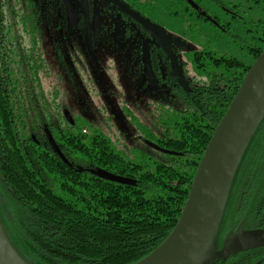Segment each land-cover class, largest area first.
Instances as JSON below:
<instances>
[{
    "label": "trees",
    "instance_id": "16d2710c",
    "mask_svg": "<svg viewBox=\"0 0 264 264\" xmlns=\"http://www.w3.org/2000/svg\"><path fill=\"white\" fill-rule=\"evenodd\" d=\"M107 4L89 18L81 0H0V221L29 264L151 254L251 66L175 37L183 85L155 35ZM255 42L253 61L264 29ZM249 141L217 245L227 228H264V115ZM233 253L236 264H264V246Z\"/></svg>",
    "mask_w": 264,
    "mask_h": 264
},
{
    "label": "water",
    "instance_id": "95a60500",
    "mask_svg": "<svg viewBox=\"0 0 264 264\" xmlns=\"http://www.w3.org/2000/svg\"><path fill=\"white\" fill-rule=\"evenodd\" d=\"M82 1L84 12L88 13V2ZM114 2L119 3L120 0ZM124 7L122 5L123 10L160 38L159 41L170 55L177 74L185 85L181 66L171 52L172 44L177 43V39L168 35L164 40L167 33L159 25L137 11ZM227 108L198 165L191 191L176 226L163 243L137 264H211L233 252L264 246V229L241 227L228 232L220 248L217 245L222 209L234 173L264 115V48L247 70ZM250 123L252 125L249 127ZM248 127L249 132L245 135ZM102 175L114 181H126L123 176L111 172L104 171ZM0 264H29L10 243L1 221Z\"/></svg>",
    "mask_w": 264,
    "mask_h": 264
},
{
    "label": "rangeland",
    "instance_id": "374dc122",
    "mask_svg": "<svg viewBox=\"0 0 264 264\" xmlns=\"http://www.w3.org/2000/svg\"><path fill=\"white\" fill-rule=\"evenodd\" d=\"M108 0L96 4H107ZM211 16H219L229 27L202 23L193 17L192 0H137L140 7L153 10L151 14L171 36L184 39L188 49H206L218 57H236L244 64H253L248 48L256 46L255 37L264 29V0H196ZM148 7V8H147Z\"/></svg>",
    "mask_w": 264,
    "mask_h": 264
},
{
    "label": "flooded vegetation",
    "instance_id": "af4514ba",
    "mask_svg": "<svg viewBox=\"0 0 264 264\" xmlns=\"http://www.w3.org/2000/svg\"><path fill=\"white\" fill-rule=\"evenodd\" d=\"M82 1V0H81ZM87 2H88V10H87V12L88 13H86V12H84V7H83V1H82V12L87 16V17H92L94 14H96V16H98V14H99V12H98V8L100 9V10H103L106 6H104V5H98V4H96L97 3V1L99 2V1H101V0H86ZM111 2H113V4L112 3H110L109 2V0H108V3L110 4V5H112V7L116 10V11H119L120 9L121 10H123L122 9V5H125V7L126 8H128V9H132V10H135V11H137L138 13H140V15L141 16H144L145 18H147L149 21H152L153 23H156L157 25H159L160 26V28L161 29H163L162 28V25L160 24V22L158 21V20H156V18H154L151 14H149V13H152L153 12V10H155V9H153L152 8V10H150V9H145V8H141L140 7V5H144V4H140V5H137V0H120V2L118 3V2H114V0H110ZM197 3H199V2H196V0H192V4H193V17L195 18V19H198L197 20V22L199 23V21H201L202 23H204V22H207V21H209V23H211V21L214 23V25L213 26H221L222 24L223 25H226L227 23L229 24L230 22H225V23H222L221 22V18L219 17V16H211V15H209L208 13H207V11L206 10H203L202 9V7L201 8H199L200 7V5L201 4H197ZM107 6H108V4H107ZM116 7V8H115ZM125 7H124V9H125ZM118 8V9H117ZM148 8V7H147ZM120 12H122V11H120ZM125 13H127V19H125L126 21H128V22H133V23H135V24H139L141 27H144L143 25H141L137 20H135L132 16H130V14L128 13V12H125ZM145 28V27H144ZM148 32H150L153 36L155 35V33L154 32H151L149 29H147V28H145ZM163 31H165V33H167L166 35H164L165 37H163V39L164 40H166L167 39V37H168V35H170V33L168 32V31H166V30H164L163 29ZM45 34H46V32H45ZM45 34H43L44 35V37L46 36ZM42 35V36H43ZM156 37V36H155ZM47 38V37H46ZM157 38V40H158V42L159 43H161L160 41H159V39L160 38H158V37H156ZM46 41V40H45ZM165 42V41H164ZM161 45H162V43H161ZM165 49V48H164ZM172 54L174 55V57H175V59L177 60V62H178V64L180 65V63H179V59H177V57H176V54H174V52H173V44H172ZM165 53L168 55V57H169V59H170V62H171V64L173 65V63H172V59H171V57H170V55L167 53V51L165 50ZM47 59H49V51H47V56H45ZM45 57H44V59H45ZM174 66V65H173ZM181 66V65H180ZM175 67V66H174ZM181 69H182V67H181ZM175 70H176V68H175ZM176 72H177V70H176ZM50 75V74H49ZM47 78V77H46ZM49 78V77H48ZM50 79V78H49ZM185 79V78H184ZM69 120L70 121H72L71 120V116H69ZM258 228V227H257ZM237 229V227H235V228H227L226 230H225V234L223 235V238H221V241H220V244H219V248H220V246H221V244H222V242H223V240H224V238H225V236L227 235V233L228 232H230L231 230H236ZM244 229H248V228H244ZM252 229V228H251ZM254 229H256V228H254ZM253 229V230H254ZM259 229H264V228H259ZM239 253H241V252H239ZM238 253V254H239ZM233 254H235V253H232L230 256H228V257H226V258H229V260L228 259H226V261L225 262H222V261H218L216 264H236V255L233 257L232 255ZM237 254V255H238ZM243 254H244V252H243ZM216 261V260H215ZM252 264H254V263H252Z\"/></svg>",
    "mask_w": 264,
    "mask_h": 264
},
{
    "label": "bare ground",
    "instance_id": "6f19581e",
    "mask_svg": "<svg viewBox=\"0 0 264 264\" xmlns=\"http://www.w3.org/2000/svg\"><path fill=\"white\" fill-rule=\"evenodd\" d=\"M253 122V121H252ZM252 125V123L249 124V127ZM249 127L247 128V131L245 133V135L249 132ZM242 141V140H241Z\"/></svg>",
    "mask_w": 264,
    "mask_h": 264
}]
</instances>
